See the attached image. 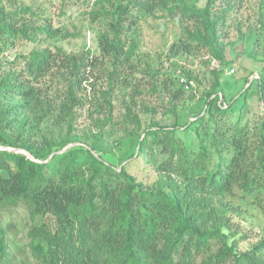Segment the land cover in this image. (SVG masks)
<instances>
[{
    "label": "trees",
    "instance_id": "16d2710c",
    "mask_svg": "<svg viewBox=\"0 0 264 264\" xmlns=\"http://www.w3.org/2000/svg\"><path fill=\"white\" fill-rule=\"evenodd\" d=\"M1 1L0 53L22 41H35L38 33L56 34L49 25L34 27L18 17L29 9L8 12ZM105 1L112 10L91 15L92 20L103 14L112 17V35L100 36L99 44L101 56L113 68L111 75L128 61L124 49L130 22L155 11L181 29L169 49L172 56L207 52L217 62L201 111L184 126L167 128L150 120L143 127L131 106L125 107L132 129L125 127L118 142L124 149L115 168L103 149L111 114L109 89L92 97L96 113L107 112L106 117L90 114L93 131L80 136L71 132L76 111L89 100L83 94L85 85L97 79L93 71L98 59L90 53L34 49L21 57L24 69L17 72H3L0 61V145L17 150L0 151V203L23 204L32 220L40 219L28 231L38 264H264V229L260 240L239 249L237 232L220 211L226 205L215 206L217 197L240 191L264 214V117L256 124L244 121L248 97L256 95L264 106V67L254 80L255 93L249 87L242 91L235 113L233 99L226 100L220 85L230 65L223 57L222 28L233 22L247 0H205L201 7L200 0ZM257 10L264 31V0H258ZM257 35L254 29L247 37L254 40ZM99 71L106 74L104 67ZM60 83L65 89L50 96ZM150 88L158 92L159 85L154 82ZM160 92L174 113V102L185 95L183 85L165 79ZM138 95L131 96V105L137 104ZM140 105L154 115V106ZM143 155L156 174L151 181L138 179L126 168L143 162ZM7 259L0 234V264Z\"/></svg>",
    "mask_w": 264,
    "mask_h": 264
},
{
    "label": "rangeland",
    "instance_id": "374dc122",
    "mask_svg": "<svg viewBox=\"0 0 264 264\" xmlns=\"http://www.w3.org/2000/svg\"><path fill=\"white\" fill-rule=\"evenodd\" d=\"M1 2L4 10L8 12L21 8L29 9L30 12H20L18 17L26 18L34 27L49 25L56 30L54 36L38 33L35 41H22L16 47L0 53L3 72H17L24 69V60L21 57L27 56L34 49L49 50L52 53L60 49L66 55L74 56L90 53L91 57L98 59L99 67L93 71L97 79L92 78L85 85L83 94L89 100L76 111L71 132L80 136L93 131L90 114L94 117H106L107 112L96 113L97 104L92 97H99V91L109 89L107 99L111 104V114L109 124L104 127V131L108 134L104 137L103 149L106 152L104 157L115 168L119 166V152L124 149V146L118 142L123 137L125 127L128 130L132 129L127 123L125 107L131 106L133 113L142 121L143 127L150 120L167 128L176 123L184 126L187 121H193L191 118L193 114L201 111L203 93L208 90L212 80L210 71L217 66V62L211 59L207 52L172 56L169 49L178 39L181 29L176 21L165 17L164 13L155 11L151 15L130 22L124 49L128 61L119 63L116 71L111 75L113 68L107 59L101 56L99 44L100 36L112 35L110 26L112 17L103 14L92 20L91 15L95 11L102 13L104 9L112 10L105 0L100 4L99 0H2ZM247 2L244 4V9L234 16L233 22L231 19L229 25L222 28V33H226L222 39L223 57L225 61L230 62V65L224 68L220 85L226 100L233 99L234 113L240 106L242 91L249 87V91L255 93L254 80L258 78L264 67V31L260 30L257 20L258 0H247ZM204 3L205 0H200L198 5L201 7ZM135 9L133 8V12L136 11ZM254 29L258 31V35L251 40L247 37L248 31ZM101 67L105 68L106 74L99 71ZM165 79L169 84L178 81L185 91L184 97L174 102V113L168 109V98L160 92V84ZM154 82L159 85L158 92H151L150 84ZM59 89H65L62 83L57 88L51 89L49 95H58ZM136 94H139L138 102L136 105H131V96ZM13 102L18 104L20 100L14 99ZM140 102L154 106V115L150 117V114L145 113ZM245 107L244 121L248 120L256 124L259 118L264 117V106L256 95L252 94L246 99ZM43 127L44 125L41 126ZM183 129L184 127L180 130ZM61 130L65 132L67 128L63 127ZM178 137L185 140L191 138L187 134H178ZM214 165L215 159L212 161V167ZM126 168L138 179L151 181L156 178L153 168L148 167V158L145 155L143 162H132ZM216 201L214 205L218 209L219 205H226L220 208V211L222 215L229 217L233 224L231 229L237 232L236 243L239 249H247L261 239L264 214L251 206V196L234 191L232 195L217 197ZM39 223L38 217L32 220L23 204L4 206L0 203L2 232L0 234L8 254L6 264H38L32 255L28 231L32 225Z\"/></svg>",
    "mask_w": 264,
    "mask_h": 264
},
{
    "label": "water",
    "instance_id": "95a60500",
    "mask_svg": "<svg viewBox=\"0 0 264 264\" xmlns=\"http://www.w3.org/2000/svg\"><path fill=\"white\" fill-rule=\"evenodd\" d=\"M0 151L17 152V150L11 149L9 147L1 146V145H0Z\"/></svg>",
    "mask_w": 264,
    "mask_h": 264
}]
</instances>
